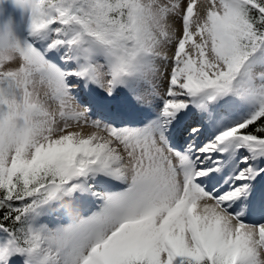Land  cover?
<instances>
[{"label": "snow or ice", "instance_id": "1", "mask_svg": "<svg viewBox=\"0 0 264 264\" xmlns=\"http://www.w3.org/2000/svg\"><path fill=\"white\" fill-rule=\"evenodd\" d=\"M0 264H264V0H0Z\"/></svg>", "mask_w": 264, "mask_h": 264}, {"label": "rangeland", "instance_id": "2", "mask_svg": "<svg viewBox=\"0 0 264 264\" xmlns=\"http://www.w3.org/2000/svg\"><path fill=\"white\" fill-rule=\"evenodd\" d=\"M84 131H85V132H90V131H93V129L88 128V127H85V128H84Z\"/></svg>", "mask_w": 264, "mask_h": 264}]
</instances>
